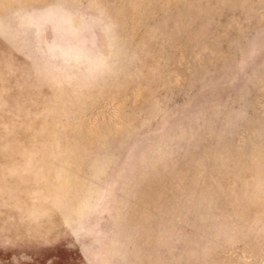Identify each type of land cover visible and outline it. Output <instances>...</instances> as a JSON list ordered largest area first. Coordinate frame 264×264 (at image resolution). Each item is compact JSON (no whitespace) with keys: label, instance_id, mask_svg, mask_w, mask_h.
Returning <instances> with one entry per match:
<instances>
[{"label":"rangeland","instance_id":"rangeland-1","mask_svg":"<svg viewBox=\"0 0 264 264\" xmlns=\"http://www.w3.org/2000/svg\"><path fill=\"white\" fill-rule=\"evenodd\" d=\"M0 264H264V0H0Z\"/></svg>","mask_w":264,"mask_h":264}]
</instances>
